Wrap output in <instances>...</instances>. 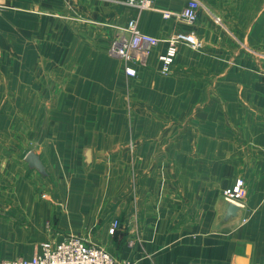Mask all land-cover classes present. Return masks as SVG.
Returning <instances> with one entry per match:
<instances>
[{"label":"crops","instance_id":"0c3cea01","mask_svg":"<svg viewBox=\"0 0 264 264\" xmlns=\"http://www.w3.org/2000/svg\"><path fill=\"white\" fill-rule=\"evenodd\" d=\"M199 1L189 25L163 15L188 0H0V259L78 235L134 264H264V0ZM130 19L161 39L134 75L108 53ZM176 31L202 45L163 75Z\"/></svg>","mask_w":264,"mask_h":264},{"label":"built area","instance_id":"2783aa9c","mask_svg":"<svg viewBox=\"0 0 264 264\" xmlns=\"http://www.w3.org/2000/svg\"><path fill=\"white\" fill-rule=\"evenodd\" d=\"M130 5L140 8H152L153 0H127ZM202 4L199 0H188L182 11H163L164 17H173L180 22L194 25L198 21ZM160 38L143 32L136 19H130L126 25L117 26L116 34L108 49L110 55L125 61V71L129 75L136 74L134 64L139 57L149 51L160 42ZM167 46L159 59L161 71L168 74L172 71L178 44L186 42L193 48H199L202 44L194 32L176 31L166 37ZM223 197L230 202L245 206L248 196V188L243 178H237L231 185L224 188ZM42 196H46L45 193ZM118 219L109 223L108 230L115 233L119 227ZM0 264H134L130 260H117L105 247L89 242L83 236L69 235L61 240H45L39 250L30 257H16L0 259Z\"/></svg>","mask_w":264,"mask_h":264},{"label":"water","instance_id":"95a60500","mask_svg":"<svg viewBox=\"0 0 264 264\" xmlns=\"http://www.w3.org/2000/svg\"><path fill=\"white\" fill-rule=\"evenodd\" d=\"M27 159L29 160L30 164L35 165V166L39 167L40 169L43 168L41 160H40L39 157L34 153V151H30V152L27 154ZM229 202H230V201H229ZM230 203H233V202H230ZM231 206L235 207L236 204L234 205V203H233ZM237 206H238V205H237ZM238 207H239V206H238Z\"/></svg>","mask_w":264,"mask_h":264},{"label":"rangeland","instance_id":"374dc122","mask_svg":"<svg viewBox=\"0 0 264 264\" xmlns=\"http://www.w3.org/2000/svg\"><path fill=\"white\" fill-rule=\"evenodd\" d=\"M113 39V38H112ZM112 39H111V42H112ZM111 42H110V45H111ZM110 47V46H109ZM109 53V52H108ZM148 55V53L146 54H143L139 57V60H138V63L141 62V61H145L144 59L146 58V56ZM112 56V55H111ZM114 57V56H113ZM118 58V57H116ZM160 73L163 74V75H167V74H164L162 71H161V67H160Z\"/></svg>","mask_w":264,"mask_h":264}]
</instances>
